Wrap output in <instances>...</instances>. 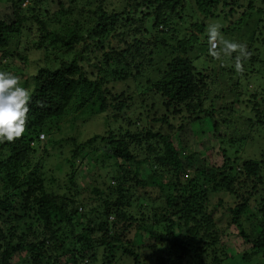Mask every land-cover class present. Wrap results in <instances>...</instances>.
Segmentation results:
<instances>
[{"label":"trees","instance_id":"1","mask_svg":"<svg viewBox=\"0 0 264 264\" xmlns=\"http://www.w3.org/2000/svg\"><path fill=\"white\" fill-rule=\"evenodd\" d=\"M29 1L0 0V70L24 78L16 62L33 49L14 45L34 29L59 67L30 76L24 133L0 142V264H264V0ZM216 19L243 54L211 49ZM209 57L228 65L221 93ZM85 111L110 125L64 139L74 149L61 193L39 136ZM218 193L237 199L223 229L209 210ZM228 235L249 247L232 252Z\"/></svg>","mask_w":264,"mask_h":264},{"label":"rangeland","instance_id":"2","mask_svg":"<svg viewBox=\"0 0 264 264\" xmlns=\"http://www.w3.org/2000/svg\"><path fill=\"white\" fill-rule=\"evenodd\" d=\"M89 1H93V0H78V3H79V6H82L86 2H89ZM110 1L113 4H117V2H118V0H110ZM33 4H34V1L31 0L28 3L25 2L23 4V6L26 7L27 5H33ZM91 7H93V6H91ZM1 13L2 12L0 11V14ZM214 22L219 27L223 24V22H221L219 19H216L213 22H209L208 27H209V25L214 24ZM224 26H227V23ZM220 29L221 28H219V36L216 39L218 42L217 47H219L220 45H224V41L235 42L227 34H223L220 31ZM35 41H37L36 29H34L29 36L27 34L24 38H21V43L14 45V49H20L19 47L24 49L28 45L33 49V50H30V52H28V59H27L28 66L27 65L25 66V64L21 63L20 60H17V62H16L17 64L20 63L19 66L24 67L23 73L25 74V76L23 79L18 78V80H20L19 83L21 84V86L28 89L29 92L32 89V83H33L30 76L32 74H36L37 69L39 67L44 66V65H47L49 68H52V69H56L59 67V63H57V62H50V63L47 62L46 63L45 57H46L47 52L43 48L36 49V47H34ZM205 41H206V38L202 37V42H205ZM212 41H214V40L209 39L210 47H211ZM200 48H204V46H198L197 49L194 50L195 51L194 53L199 54L201 52ZM215 49H217V48H215ZM215 49H212V50H215ZM200 59H201V63H203L204 58L201 57ZM222 60H224V59H221V58L215 59L214 58V60H213L211 57L207 58V62H209L208 63L209 66H207L208 68L205 70V72H207V74L209 76L211 75V80H212V77H215L219 80V83L216 82L212 86L213 91H216L217 93H221V91H222L221 88H223L222 87V80L218 76L219 73H221V68L223 71L228 70V67H227L228 65L225 67H221ZM196 63L201 64L199 62V59L196 60ZM213 67H216V71L214 70ZM5 71H7V72L11 71L12 72V70L9 68H6ZM141 80L142 81L145 80V77ZM217 93H215V94H217ZM222 102L223 101H219V103H222ZM206 104H207V106L210 105L209 102H207ZM74 119H76V120H74ZM53 122L57 124L54 126L55 130L48 132L50 125H48L46 128H44V132L46 134L45 144L47 146V150L49 151L48 152L49 153L48 159L49 160L51 159L50 161L52 162L51 164H48L46 166V168L47 167L56 168L55 170H53L54 174L53 173L49 174L50 177H52V175H54L56 177V180L54 181V183L51 184L52 188L60 191L61 193H65V192H69V188L71 187V185L68 183V178H67V173L71 172V166H70L67 159L71 157V151L74 149V147H73L74 144L72 143V145H71L70 143H67L66 141H64V139L76 138L75 141L82 142V141L92 137L95 134H102L107 129V126L110 125V123L109 124L107 123L103 114L94 113V115H93L87 111H85V113L79 112L77 114H75V113L67 114L65 117L63 116V118H61L60 120L53 121ZM173 122L177 126H179L183 122H185V126H186L185 129L189 130L190 139H192V140L198 139V136H195L190 132L191 121H189V120L184 121V120H181L180 118H178L177 120H173ZM239 124L240 123L238 122V120H235L234 126L239 125ZM117 126H118V124L115 123V124L111 125V128H116ZM195 126H198V125L195 124ZM232 128H233V126H232ZM227 133L230 134L231 132L228 131ZM47 135H48V137H47ZM197 147L201 150L204 149V148L202 149L201 145H197ZM40 151L41 150H38V152H40ZM38 152H37L38 156L42 157V153L41 152L38 153ZM211 161H212L213 165H216V166L223 165L224 159H223L222 152L219 149L218 145L213 149V156H211ZM59 164L61 165L60 169H59V166H60ZM191 175H192V173H191ZM85 181L86 180L83 179V177H82V178H80L79 183L82 185V187H84L88 191V187H89L90 183H87V181L85 183ZM161 183L167 184V183H169V181L163 179L161 181ZM84 194L87 195L88 192L87 193L85 192ZM221 199L223 200V203L221 205H218V201ZM236 202H237V199H235V200L233 198L231 199L229 194L218 193V194L212 196L209 210L215 216V219L217 220L220 228L223 229L224 227L227 226L228 216H226L225 213H227L228 208L234 206L236 204ZM233 231H234V234H236L238 232L236 230V228H234V226H233L231 229L228 230V233H232ZM223 240H224V243L229 248H231L232 252H235V253H239L243 248L245 249V248L249 247V245H247L245 242H243V240L241 238L236 239V237L233 235L224 236ZM144 241H145V243L152 244V241H150L148 239H145ZM146 252H147V254H150L152 251L146 250ZM238 258H240V257H238ZM149 264H151V263H149ZM244 264H246V263H244ZM250 264H256V262L254 261L253 263H250Z\"/></svg>","mask_w":264,"mask_h":264},{"label":"clouds","instance_id":"3","mask_svg":"<svg viewBox=\"0 0 264 264\" xmlns=\"http://www.w3.org/2000/svg\"><path fill=\"white\" fill-rule=\"evenodd\" d=\"M207 34L210 40H216L219 26L209 25ZM224 45L228 51L240 49L243 54L242 44L224 41ZM236 67L239 68V62ZM29 99L30 92L21 86L18 78L11 72L0 70V142L13 141L24 133ZM39 139L44 140L45 133Z\"/></svg>","mask_w":264,"mask_h":264},{"label":"built area","instance_id":"4","mask_svg":"<svg viewBox=\"0 0 264 264\" xmlns=\"http://www.w3.org/2000/svg\"><path fill=\"white\" fill-rule=\"evenodd\" d=\"M217 46H218L217 40L212 41L211 48L215 49V48H217Z\"/></svg>","mask_w":264,"mask_h":264}]
</instances>
